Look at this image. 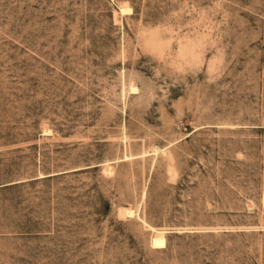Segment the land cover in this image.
<instances>
[{
	"label": "rangeland",
	"instance_id": "374dc122",
	"mask_svg": "<svg viewBox=\"0 0 264 264\" xmlns=\"http://www.w3.org/2000/svg\"><path fill=\"white\" fill-rule=\"evenodd\" d=\"M0 264H264V0H0Z\"/></svg>",
	"mask_w": 264,
	"mask_h": 264
},
{
	"label": "bare ground",
	"instance_id": "6f19581e",
	"mask_svg": "<svg viewBox=\"0 0 264 264\" xmlns=\"http://www.w3.org/2000/svg\"><path fill=\"white\" fill-rule=\"evenodd\" d=\"M120 10H121L122 13H125V14L131 13V9L127 8V7H123ZM130 90H131V92H135L137 90V88L134 87V86H131ZM160 150L163 151V149H160ZM159 152H160L159 149L158 150L156 149V150H154L152 152V154H157ZM127 159H129V157L125 156L124 160H127ZM118 214H119L120 217L124 216L125 214H127L130 217H133L134 216V211H132L131 209H127L126 210V209L120 208L118 210Z\"/></svg>",
	"mask_w": 264,
	"mask_h": 264
}]
</instances>
